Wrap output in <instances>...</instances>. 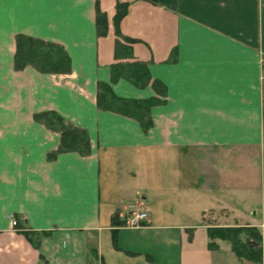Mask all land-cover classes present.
<instances>
[{"label": "crops", "instance_id": "crops-1", "mask_svg": "<svg viewBox=\"0 0 264 264\" xmlns=\"http://www.w3.org/2000/svg\"><path fill=\"white\" fill-rule=\"evenodd\" d=\"M20 33L62 44L72 71L17 70ZM123 36L136 40L122 60L146 62L167 87L148 131L97 106L99 82L120 97L157 95L151 83L112 82ZM51 110L87 129L90 154L49 158L60 134L35 114ZM129 204L149 213L139 227L125 225ZM237 225L264 236V0H0V264H117L118 254L182 264L184 240ZM209 241L207 264H264Z\"/></svg>", "mask_w": 264, "mask_h": 264}, {"label": "trees", "instance_id": "trees-1", "mask_svg": "<svg viewBox=\"0 0 264 264\" xmlns=\"http://www.w3.org/2000/svg\"><path fill=\"white\" fill-rule=\"evenodd\" d=\"M128 4L120 2L114 17L117 34L119 24L127 12ZM99 35H105L108 30V19L104 12L97 6L96 17ZM122 36V35H119ZM123 41H117L115 57L117 59L111 66L112 82L126 79L138 87L152 84L157 95L143 99L120 97L113 91L111 83L99 82L97 91V106L99 109L112 111L137 120L145 131L153 125L151 111L154 106L165 103L167 95L166 85L159 79H152L148 64L141 60L123 61L124 56L133 58V43L136 39L122 37ZM14 64L17 70H23L31 66L42 73H70L72 61L64 46L58 42L46 40L32 35L20 33L16 36V53ZM35 119L45 124L49 129L59 132L60 144L58 148L49 154V158H56L64 152H78L88 155L91 152V139L86 128L78 126L64 118L57 111H43L35 114ZM113 226H122L124 221L118 215L112 219ZM209 237L208 247L217 249L218 240L230 244L233 252L241 258L254 262L264 260V236L254 226H214L207 229ZM26 235L35 246L38 247L39 240L34 242L33 233L26 231ZM113 242L118 246L117 231H113Z\"/></svg>", "mask_w": 264, "mask_h": 264}, {"label": "rangeland", "instance_id": "rangeland-1", "mask_svg": "<svg viewBox=\"0 0 264 264\" xmlns=\"http://www.w3.org/2000/svg\"><path fill=\"white\" fill-rule=\"evenodd\" d=\"M55 74H57V73H55ZM58 74H60V73H58ZM61 74H64V73H61ZM142 194L143 193L139 194V197H142ZM124 206H125V208L130 207L128 205H124ZM139 207H142V205H139ZM148 215H149V213H148ZM14 221H16V225H18L17 218L13 217V223H14ZM188 235H189V237H191V233H188ZM194 236H195V242L192 245H189L188 243H186L185 240L183 242L182 264H207V260H205V259H207L206 256H208L206 243H207L209 238H208L207 234L204 232H197ZM231 253H232L231 254L232 256H229L227 251L223 252L225 258L230 262H231V258L233 256H235L233 254V252H231ZM118 255H121L122 258L116 259L117 264H125V261H126L124 258L125 256L122 254H118ZM237 259H240V258H237ZM240 261H241L240 263H242V261H244V260L241 259Z\"/></svg>", "mask_w": 264, "mask_h": 264}, {"label": "built area", "instance_id": "built-area-1", "mask_svg": "<svg viewBox=\"0 0 264 264\" xmlns=\"http://www.w3.org/2000/svg\"><path fill=\"white\" fill-rule=\"evenodd\" d=\"M130 215L126 218V226L129 227H139L143 224V221L147 220L149 215L146 209L143 207H137V205L129 204ZM133 207V208H132ZM136 207V209H135ZM14 226L16 225V221H14Z\"/></svg>", "mask_w": 264, "mask_h": 264}]
</instances>
